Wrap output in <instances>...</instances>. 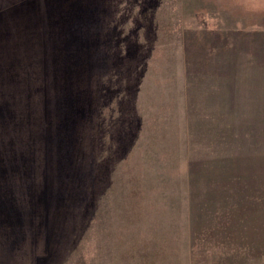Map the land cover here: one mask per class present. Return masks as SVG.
Segmentation results:
<instances>
[{
  "label": "rangeland",
  "instance_id": "obj_1",
  "mask_svg": "<svg viewBox=\"0 0 264 264\" xmlns=\"http://www.w3.org/2000/svg\"><path fill=\"white\" fill-rule=\"evenodd\" d=\"M22 208L72 264H264V0H0Z\"/></svg>",
  "mask_w": 264,
  "mask_h": 264
},
{
  "label": "crops",
  "instance_id": "obj_2",
  "mask_svg": "<svg viewBox=\"0 0 264 264\" xmlns=\"http://www.w3.org/2000/svg\"><path fill=\"white\" fill-rule=\"evenodd\" d=\"M45 214L38 208L0 210V264L74 262L71 255L62 257L67 245L59 243V233L46 223Z\"/></svg>",
  "mask_w": 264,
  "mask_h": 264
}]
</instances>
